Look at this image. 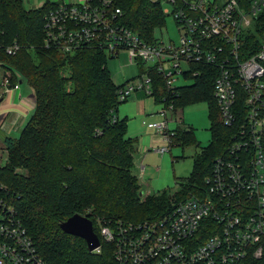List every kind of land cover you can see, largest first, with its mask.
Segmentation results:
<instances>
[{"label": "built area", "instance_id": "built-area-1", "mask_svg": "<svg viewBox=\"0 0 264 264\" xmlns=\"http://www.w3.org/2000/svg\"><path fill=\"white\" fill-rule=\"evenodd\" d=\"M42 19V43L62 52L95 46L106 56L124 49L129 62L142 61L136 80L117 84L119 100L142 89L153 95L149 67L177 95V76L199 73L197 64L214 67L213 97L219 118L230 127L228 142L217 154L203 183L174 201L155 218L125 222L97 218L99 244L110 245L113 264H264V30L246 42L250 27L264 12V0H159L171 4L180 25L179 43L148 41L126 26L115 0H50ZM168 14V9H163ZM18 44L5 50L13 54ZM167 64L165 65V63ZM184 62V64H183ZM8 69L0 74V100L19 88ZM163 118L150 124L161 135L156 146L170 149L176 115L173 97L162 96ZM117 119L115 113L111 121ZM8 149L0 142V165ZM0 264H47L14 205L0 191Z\"/></svg>", "mask_w": 264, "mask_h": 264}, {"label": "trees", "instance_id": "trees-1", "mask_svg": "<svg viewBox=\"0 0 264 264\" xmlns=\"http://www.w3.org/2000/svg\"><path fill=\"white\" fill-rule=\"evenodd\" d=\"M115 4L122 9L126 26L145 40L156 38L167 15L161 1L115 0ZM50 5V0L37 7H26L23 0H0V65L12 80L28 83L35 101L19 134L3 139L8 160L0 165V191L22 217L47 264H113L110 245L101 242V252L89 251L82 237L64 231L60 223L73 213L86 214L99 234L97 218L128 222L160 216L203 183L231 128L219 118L212 65L197 64L199 73L178 87L177 95H169L163 77L150 66L156 101L173 97L174 108L181 110L188 101H208L211 137L178 190L142 197L132 171L136 139L126 135L125 116L110 120L123 100L117 98L107 56L95 46L62 52L44 45L41 25ZM263 30L264 12L250 27L246 42L257 40ZM13 42L18 48L9 54L5 48ZM194 138L191 127L176 125L173 143Z\"/></svg>", "mask_w": 264, "mask_h": 264}, {"label": "rangeland", "instance_id": "rangeland-1", "mask_svg": "<svg viewBox=\"0 0 264 264\" xmlns=\"http://www.w3.org/2000/svg\"><path fill=\"white\" fill-rule=\"evenodd\" d=\"M23 1L26 7H37L45 0ZM161 5L163 9L167 8L169 13L165 16V22L162 27L156 29L155 35L159 40L174 41L177 44L181 33L180 25L177 24L173 14L170 12L171 4L162 1ZM106 64L116 84L128 79L136 80L140 68L144 65L141 60L129 62L127 51L124 49L120 50L116 56H107ZM191 81H193V77L185 78L182 74H179L174 84L189 83ZM22 85L24 87L27 86L25 82ZM134 93L133 91L126 99L117 104V113L120 117L127 115L126 135L134 137L137 141L138 149L134 153L132 171L138 176L140 194L142 197L148 193L160 191L173 194L182 183L187 181L193 170L195 156L201 152V149L210 140L211 118L209 117L208 101L206 99L188 101L184 103L182 110H178L176 113L181 118L182 124L191 127L195 141L189 143H173L172 141L170 149L160 152L156 149L158 144L156 145L154 142L152 137L153 129L149 127V124L163 118V116L159 117L158 115L160 113L159 110L162 109V104L158 101L155 102L152 95L148 96L152 103L150 112L154 113V116H151L148 112L146 114L142 110V103L134 97ZM8 100L9 94L0 103V142L4 141L3 139L6 135H18L25 118V115H20V112L23 111L22 108L16 104L8 103ZM9 107L15 109V112H12L13 110L9 109ZM5 109L11 110V113L5 119H2L3 113L7 111ZM167 116L169 118L168 128H175L178 125V118L172 111H168Z\"/></svg>", "mask_w": 264, "mask_h": 264}, {"label": "crops", "instance_id": "crops-1", "mask_svg": "<svg viewBox=\"0 0 264 264\" xmlns=\"http://www.w3.org/2000/svg\"><path fill=\"white\" fill-rule=\"evenodd\" d=\"M34 7H36V6H34ZM4 69L5 68L0 65V74L3 72ZM18 82H19V88L15 89V90H10L7 93H4L2 95L0 103L6 97V95L9 94L8 103H10L12 105L16 104L17 106L21 107L23 111H25V112H23V111L20 112L21 116L25 115V118L22 122V124H24L29 113L31 112V110L34 107L35 101H34V98L32 96L31 87L28 85V83L23 79H18ZM23 82H25L27 84L26 87H24L22 85ZM134 92H135L133 94L134 97L137 98L142 103V106H141L142 110H144L146 112V114L148 112L149 115L154 116V113L152 114V112H150L152 103L150 102V98L148 97L149 94L145 93V91L142 89L136 90ZM145 95H147V97H145ZM153 98H154V96H153ZM153 100L156 102L155 98ZM9 109H12L13 110L12 112H15V109H13L11 107H9ZM9 109L8 110L5 109L7 111L5 113H3L4 115H3L2 119H5L9 115V113H11V110H9ZM116 114H117V116H119V114L117 113V108H116ZM158 115H159V117L160 116L162 117V115L160 113H158ZM125 117L127 118V115H125ZM149 127H151L153 129L152 137L154 139L155 144L156 145L159 144L161 142V135L159 134V132H157V130L154 128V126L149 124ZM136 149H138L137 141L135 144V151H136ZM135 151H134V153H135Z\"/></svg>", "mask_w": 264, "mask_h": 264}, {"label": "water", "instance_id": "water-1", "mask_svg": "<svg viewBox=\"0 0 264 264\" xmlns=\"http://www.w3.org/2000/svg\"><path fill=\"white\" fill-rule=\"evenodd\" d=\"M60 227L66 232L82 237L89 251H92L100 242L92 219L86 214L73 213L60 223Z\"/></svg>", "mask_w": 264, "mask_h": 264}]
</instances>
